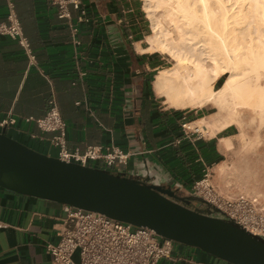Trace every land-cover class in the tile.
<instances>
[{
    "label": "crops",
    "instance_id": "1",
    "mask_svg": "<svg viewBox=\"0 0 264 264\" xmlns=\"http://www.w3.org/2000/svg\"><path fill=\"white\" fill-rule=\"evenodd\" d=\"M7 1L0 0V22L7 20ZM13 1L38 66L29 65L17 40L0 34V122L12 114L17 121L7 126L11 133L42 152H55L51 134L26 121L45 116L54 98L70 148L114 144L131 153L126 165L113 170L150 177L186 195L207 166L219 164L225 153L220 140L232 138L237 127L211 136L209 130H188L183 124L211 115L210 105L176 109L160 99L153 82L165 57L137 48L148 46V24L137 0H84L90 21L77 23L78 47L49 0ZM64 215L62 203L0 187V264H50L46 245L58 241ZM158 264L233 263L175 242L172 257Z\"/></svg>",
    "mask_w": 264,
    "mask_h": 264
},
{
    "label": "water",
    "instance_id": "2",
    "mask_svg": "<svg viewBox=\"0 0 264 264\" xmlns=\"http://www.w3.org/2000/svg\"><path fill=\"white\" fill-rule=\"evenodd\" d=\"M51 142V140H50ZM36 149L6 126L0 129V187L23 195L96 211L154 229L233 264H264V236L255 234L204 197L170 184ZM205 204L206 212L184 203Z\"/></svg>",
    "mask_w": 264,
    "mask_h": 264
},
{
    "label": "bare ground",
    "instance_id": "3",
    "mask_svg": "<svg viewBox=\"0 0 264 264\" xmlns=\"http://www.w3.org/2000/svg\"><path fill=\"white\" fill-rule=\"evenodd\" d=\"M144 10L152 33L148 46L137 44L138 50L166 54L176 63L160 69L153 82L165 104L176 109L213 105L218 114L225 112L220 123L214 115L215 120L200 118L190 126L207 131L218 124L211 135L237 124L244 105L253 106L252 118L264 126V0H144ZM162 11L177 39L158 17ZM220 148L232 151V139L220 140Z\"/></svg>",
    "mask_w": 264,
    "mask_h": 264
},
{
    "label": "built area",
    "instance_id": "4",
    "mask_svg": "<svg viewBox=\"0 0 264 264\" xmlns=\"http://www.w3.org/2000/svg\"><path fill=\"white\" fill-rule=\"evenodd\" d=\"M49 1L57 7L58 17L69 23L75 46L81 45L77 23L90 21L84 0ZM7 7V20L0 22V34L17 40L28 58L29 65L38 66L37 55L24 33L14 1L8 0ZM72 10L77 11L76 22ZM80 74L85 75L84 72ZM16 121L9 114L0 125L7 127L16 124ZM26 121L34 122L42 132L51 134V143L63 160L74 159L84 165L89 161H98L108 169H117L128 163L131 153L114 144L90 145L84 150L70 148L67 141V122L54 98L50 100L45 116L28 117ZM183 127L189 128L186 123ZM210 170V166L205 168L203 177L194 182L192 191L219 207L251 232L264 236V207L261 206L259 198L223 196L211 183ZM63 209L65 215L57 230L59 239L46 245V250L51 255L50 264H77L72 256L78 248L81 250L80 264H158L160 260L172 257L175 241L158 235L154 229L139 227L69 204H63Z\"/></svg>",
    "mask_w": 264,
    "mask_h": 264
},
{
    "label": "rangeland",
    "instance_id": "5",
    "mask_svg": "<svg viewBox=\"0 0 264 264\" xmlns=\"http://www.w3.org/2000/svg\"><path fill=\"white\" fill-rule=\"evenodd\" d=\"M137 5L141 8L146 23L148 24L146 31V36H148L152 33V25L144 10V0H137ZM158 17L162 21L166 30L177 39V33L171 20L167 17L166 12L162 11L158 14ZM161 55L165 57V68H172L176 65L173 59L168 55ZM156 72L157 70L153 71V78ZM223 80H225V78ZM222 81L217 85V88L222 85ZM160 99L163 101L162 97H160ZM237 102L242 103L240 100ZM209 111L212 114L203 117L204 119L215 120L214 118L217 117L216 122L220 123V121H224L225 112H221L222 115L218 114L220 113L219 109L215 108L213 105L209 106ZM238 113V116L240 117L238 118L239 122L235 124L237 129L235 130L234 136L231 138L234 144V149L230 152L224 153L219 159L218 163L220 165L217 164L211 166L210 181L215 186L216 190H218L223 196H256L259 198L261 206L264 207V126L261 125L257 118H252L254 116L253 106L244 105L238 108ZM214 115L216 117H214ZM211 117L212 119H210ZM215 126L217 127L218 124H215L212 127L208 125L206 130H209V132H204H206L207 135H211L210 129L215 128ZM188 130L193 129L189 127ZM72 258L75 263L80 264V248L75 250Z\"/></svg>",
    "mask_w": 264,
    "mask_h": 264
},
{
    "label": "flooded vegetation",
    "instance_id": "6",
    "mask_svg": "<svg viewBox=\"0 0 264 264\" xmlns=\"http://www.w3.org/2000/svg\"><path fill=\"white\" fill-rule=\"evenodd\" d=\"M181 203H184L185 205H187V206H189V207H191L193 209L199 210L201 212H204V213L207 210V207H206L205 204L199 203L197 201H191L190 203H185V202H181Z\"/></svg>",
    "mask_w": 264,
    "mask_h": 264
},
{
    "label": "trees",
    "instance_id": "7",
    "mask_svg": "<svg viewBox=\"0 0 264 264\" xmlns=\"http://www.w3.org/2000/svg\"><path fill=\"white\" fill-rule=\"evenodd\" d=\"M153 80H154V78H153Z\"/></svg>",
    "mask_w": 264,
    "mask_h": 264
}]
</instances>
